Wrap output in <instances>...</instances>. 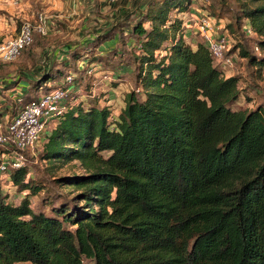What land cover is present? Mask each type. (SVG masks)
Here are the masks:
<instances>
[{
	"label": "trees",
	"instance_id": "obj_1",
	"mask_svg": "<svg viewBox=\"0 0 264 264\" xmlns=\"http://www.w3.org/2000/svg\"><path fill=\"white\" fill-rule=\"evenodd\" d=\"M192 1L151 0L128 33L116 23L98 36H118L109 53L129 52L136 89L114 116L68 88L41 142L48 183L24 165L9 170L20 200L0 191V264H264V111L237 107L240 76L226 75L200 36L194 47L184 37L177 16ZM240 8L262 52L241 55L264 81V0ZM68 50L63 68L104 59L86 45ZM60 73L50 65L28 90L67 88ZM71 161L84 172L55 175Z\"/></svg>",
	"mask_w": 264,
	"mask_h": 264
},
{
	"label": "rangeland",
	"instance_id": "obj_2",
	"mask_svg": "<svg viewBox=\"0 0 264 264\" xmlns=\"http://www.w3.org/2000/svg\"><path fill=\"white\" fill-rule=\"evenodd\" d=\"M243 1L246 0H193L190 12L183 15L178 14L177 17L187 23L183 32L184 34L186 31L189 32L190 38L186 40L194 42L200 40L196 27L199 13H205L217 20L221 25L219 33L227 42L225 58H229L231 63H225V61L217 63L215 61V64H218L226 75L240 76L241 80L238 86L242 94L236 106L247 109L261 108L264 111V81L253 77L252 67L248 65L247 59L242 57L240 50L243 48L251 54H262L261 51L255 49L258 37L255 35L250 36L244 32L247 20L242 17V9L240 8V2ZM139 2L140 0H123L120 7L117 4L107 14H103L101 7L104 2L102 0H18L16 5L8 3L7 0H0V20H4L2 21L5 23L3 26L10 33L12 31H14V34L17 33L23 21H32L40 13L47 20L46 35L40 36L36 33L33 42L22 51L15 61L8 65L0 62V94L5 99L0 107V118L2 110H10L9 116L2 120L3 123H7L11 118V114L19 109L15 98H9L6 95V90L17 85L20 78H26L25 75H21L23 66L18 63L23 55L25 57L21 61L23 63L29 61L31 67H35L41 59H52L51 65L59 67L61 75L68 74L73 77L68 88H72L76 96L84 98L94 95L99 99L100 104L110 105L114 116H116L124 106L126 93L136 89L134 82L136 63L129 56V52H126L125 59L122 61L114 58L109 53L113 48L114 41H104L100 45L97 44L96 39L100 34L114 31L112 26L109 28L103 27L102 22L99 23L98 20H104L112 24L115 22L116 17H120L121 20L118 23L122 25L128 24L127 21L133 22L142 13L139 16L130 15L128 18L121 14L125 9L131 12V8ZM251 5L254 6L256 3L251 2ZM118 11H121L120 16L117 15ZM106 17L108 18L106 19ZM130 22L129 24H131ZM124 29H126L123 30L124 33H127V27ZM14 34H10L9 37ZM2 38H0V43ZM80 44L86 45L89 50L93 49L96 55H104L101 64H98L97 68L93 65L92 67L95 70L90 73L85 71L86 68L90 69L89 65L86 66L88 63L86 60L63 68V59H68V61L70 59L69 47L72 48ZM10 66L11 68H8ZM17 71L20 73L18 74ZM10 74H13L11 78L13 80L8 82L6 76ZM104 75H107V78ZM57 80L64 83V77L62 76H59ZM18 85H22L21 82ZM15 90H17L16 86L14 87ZM88 90L90 93L87 92ZM17 91L22 92L21 89ZM42 145L43 143L37 145L35 152L27 156L25 166L29 170V179H44V182L48 183L50 176L44 173L46 163L39 157ZM73 172L82 173L84 170L80 168L77 162L71 161L58 167L55 170V175L61 176ZM64 189H67V187ZM0 191L2 194L7 195V200L11 202H18L22 197L21 194L17 193L11 181L7 179L6 174L0 175ZM37 199V197L33 198V205L37 203ZM83 264H92V261L84 258Z\"/></svg>",
	"mask_w": 264,
	"mask_h": 264
},
{
	"label": "built area",
	"instance_id": "obj_3",
	"mask_svg": "<svg viewBox=\"0 0 264 264\" xmlns=\"http://www.w3.org/2000/svg\"><path fill=\"white\" fill-rule=\"evenodd\" d=\"M8 3L16 5L18 0H7ZM107 4L117 5L123 0H102ZM47 20L43 14H38L34 20H26L21 23L17 33L2 40L0 43V61L12 62L22 53V50L31 44L33 35H46ZM197 32L206 43L209 53L214 61L222 59L223 51L226 49L225 38L219 33L221 25L217 20L205 13L198 14ZM245 33L253 35L254 32L249 25L245 27ZM258 50V46H255ZM225 63H231L225 58ZM95 69L91 66L88 72ZM107 78V75H104ZM73 77L68 75L66 82L70 85ZM51 87L48 91H42L39 96L31 101L22 102V97L16 99L21 103L20 111L10 118L5 125L0 121V175L6 174L11 181L9 170L18 169L25 165L27 156L35 152V148L42 142L47 132L49 123H55L65 109L64 99L68 87L48 83ZM12 183V182H11Z\"/></svg>",
	"mask_w": 264,
	"mask_h": 264
},
{
	"label": "crops",
	"instance_id": "obj_4",
	"mask_svg": "<svg viewBox=\"0 0 264 264\" xmlns=\"http://www.w3.org/2000/svg\"><path fill=\"white\" fill-rule=\"evenodd\" d=\"M104 2V1H103ZM122 3V2H121ZM121 3L120 4H118V6L120 7V5H121ZM148 4V0H140V2L137 4V5H135L134 7H132L131 8V12H129V11H127L126 9L123 11V13L121 14V11H118L117 12V15L118 16H120V14L122 15V16H125L126 18H128L130 15L132 16H139L141 13H143L144 12V10H145V8H146V5ZM115 6H117V5H113V4H107V3H105L104 2V5H102V13L103 14H107V12H109V10H111V9H113L112 7H115ZM116 10V9H115ZM127 13V14H126ZM108 15H109V13H108ZM124 17V18H125ZM108 17H106V19H107ZM115 22L114 23H108L107 21H104V20H102V21H99L98 20V22L99 23H101L102 22V25H103V27H110V26H113V25H115L116 23H118L119 22V20H121L120 19V17L118 18V17H116L115 19ZM2 21H4L3 19H2ZM1 20H0V38H2V37H4V38H2V40H5V39H7L8 37H9V35L10 34H14V31H12L11 33L8 31V29L5 27L4 28V22H2ZM6 22V21H5ZM129 22L130 21H127V23L128 24H126V25H124L123 27H122V29H124V28H126L127 27V33L130 31V29H131V24H132V22H130L131 24H129ZM184 25L186 26L187 25V23L186 22H184ZM124 30H126V29H124ZM184 37L186 38V39H189L190 37H189V32H185V34H184ZM111 41H114L115 43L113 44V48H115V47H118V45H119V42H118V40H117V36H114V38H112V39H109V40H106V42H111ZM190 43H191V45L194 47L195 46V44H196V42L197 41H191V40H188ZM80 45H82V44H80ZM133 45V40L131 39V38H129L128 39V41H127V43H126V46L129 48V46H132ZM75 46H79V45H75ZM75 46H73V47H75ZM69 48H71V47H69ZM113 48H111V49H113ZM24 57H25V55H23L22 56V58H20L19 60H18V63H19V65L20 66H23L22 67V72H21V75H25V77L26 78H20V80L18 81V83L19 82H21V84L22 85H18V83H17V85H15L16 87H17V90L18 89H21V91L22 92H19V91H17V90H15L14 91V87H10V88H8V90H6V95L7 96H9V98H15V100L17 99V98H19V97H21V96H23L24 94H27V93H29L31 96H35V95H37L38 93L40 94V92H36V91H29L28 90V87H29V79H33V78H35V77H37V75H40L41 74V72L43 71V70H45V69H48L49 68V66L51 65V63H52V59H50V60H45V59H41V60H39V62L35 65V67H31V65H30V63H29V61H27V63H23L22 61H21V59L23 60L24 59ZM124 57H122V59H123ZM20 62H22V63H20ZM80 62H82V61H78V63H80ZM84 63V62H83ZM98 64H101V62H92V63H87L86 64V66H96V68L98 67ZM8 68H11V66L10 67H8ZM7 68V69H8ZM18 71H19V69H18ZM17 71V73L19 74L20 72H18ZM12 76H13V74H10V75H7L6 76V79H7V81L8 82H10V81H12L13 79H11L12 78ZM4 81V80H3ZM17 91V92H16ZM5 102V99L3 98V96L0 94V107L3 105V103ZM9 111L10 110H2L1 112H2V116H1V118H0V121L3 123V119L4 118H6V117H8L9 116ZM4 124H6V123H3V125ZM43 141H45V136L42 138V142Z\"/></svg>",
	"mask_w": 264,
	"mask_h": 264
}]
</instances>
